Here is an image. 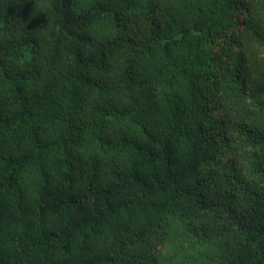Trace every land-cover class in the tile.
<instances>
[{
    "label": "trees",
    "instance_id": "obj_1",
    "mask_svg": "<svg viewBox=\"0 0 264 264\" xmlns=\"http://www.w3.org/2000/svg\"><path fill=\"white\" fill-rule=\"evenodd\" d=\"M0 264H264V0H0Z\"/></svg>",
    "mask_w": 264,
    "mask_h": 264
}]
</instances>
